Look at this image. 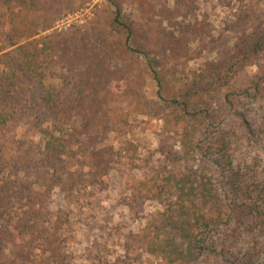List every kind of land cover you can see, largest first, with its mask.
Masks as SVG:
<instances>
[{"label": "trees", "instance_id": "16d2710c", "mask_svg": "<svg viewBox=\"0 0 264 264\" xmlns=\"http://www.w3.org/2000/svg\"><path fill=\"white\" fill-rule=\"evenodd\" d=\"M18 1L30 8L37 4L36 0ZM253 11V5H248L235 22L227 24V30L236 34L233 41L213 33L203 20L192 25L187 36L165 40L160 55L152 57L138 48L140 25L128 20L116 3L110 31L124 36L119 41L123 51L118 53L120 45L106 36L101 42L104 55L109 61L116 60L117 53L121 58L125 53L146 55L147 68L165 100L166 121L179 129L178 147L169 134H162L165 161L158 166L143 163L131 140L118 147L105 144L106 136L117 132L111 118L112 102L127 91L97 85L99 56L92 49L49 42L51 66L62 79L60 87L45 86L47 72L34 60L42 53L38 48L39 53L24 50L23 70L0 65V264H14L6 253L11 245L23 250L24 237L32 240L29 253L39 250L49 264H69L64 249L68 239L62 234L70 224L67 213L60 211L50 226L35 227L50 183L19 190L11 175L18 166L11 164L14 134L22 119L30 118L29 98L36 94L38 109L47 106L54 111L42 129L45 148L41 161L66 167V162L78 156L82 159L67 167V177L54 168L53 183L61 186L69 201L83 187H107L106 178L124 171L127 164L128 171L137 169L144 174L128 183L134 206L142 208L148 201L161 205L136 235L140 249L164 264H264V24L249 30ZM205 52L215 56L199 68L187 67L189 59L203 58ZM7 58L11 60L10 55ZM250 65L257 71L249 85H231ZM24 76L31 79V87L24 89L26 97L19 82ZM171 82L180 85V92L166 99L162 92ZM222 87L227 88L222 117L213 123L207 95ZM125 158L127 163H123ZM34 259L26 255L32 264Z\"/></svg>", "mask_w": 264, "mask_h": 264}, {"label": "rangeland", "instance_id": "374dc122", "mask_svg": "<svg viewBox=\"0 0 264 264\" xmlns=\"http://www.w3.org/2000/svg\"><path fill=\"white\" fill-rule=\"evenodd\" d=\"M36 7L24 6L18 0H0V65L21 69L24 50L39 53L34 60L47 72L45 86L48 84L61 86L59 73L51 66V55L48 53L49 42L80 45L99 56L97 60V79L99 87L113 85L119 92L127 94L112 102L111 118L117 132L105 138V144L118 147L125 141H133L138 146V157L148 166H158L165 161L161 151V136L165 132L170 135L172 144L178 147L179 129L173 122L166 121L162 106L165 100L158 94V86L147 68L144 54L127 55L121 58L123 45L119 41L124 36H114L110 31V22L115 15L116 3L122 7L128 20L140 25L138 31V48L152 57H158L165 40L185 37L190 33L192 25L207 20L213 33H222L233 41L235 33L227 30V24L237 20L245 7L253 5L249 30L257 24H264V0H36ZM243 13V12H242ZM109 37L118 43L119 51L116 60L104 55L103 37ZM123 39V40H122ZM196 43H191L195 49ZM25 47V48H22ZM45 47L47 49H45ZM85 51V50H84ZM8 55H10V59ZM204 57L189 59L188 68H199L202 63L215 55L205 52ZM85 58L88 55H85ZM93 60V57H92ZM10 64L12 66L10 67ZM257 71L250 65L242 69L233 79L231 85L244 87L249 85ZM20 76V75H19ZM22 92L30 86L31 79L21 78ZM178 82V81H177ZM171 82L162 94L166 99L178 96L180 85ZM24 84V85H23ZM226 87H222L207 95L211 103L210 121L217 123L222 117ZM45 95L44 92L41 93ZM40 94V95H41ZM30 118H23L16 128L15 140L12 142L13 159L11 164L18 166L12 172V180L19 190L30 185H38L48 181L50 187L40 210L37 212L38 224L50 226L60 211L67 213L70 224L62 231L67 237L64 249L67 251L69 264H164L160 258L149 254L136 244V235L142 231L147 219L159 209L153 201H148L142 208L134 206L130 198L128 183L143 177V171L125 170L107 177V187H83L75 192L72 200H68L61 186L53 183L57 167L67 177V167L74 166L82 159L78 156L66 167L61 163L46 164L41 161L45 140L42 129L46 127L54 113L49 107L38 109L39 95H31ZM35 105V109H33ZM164 115V116H162ZM37 121L38 123L34 122ZM105 135V134H103ZM86 135H84L85 137ZM103 139V138H102ZM128 155V154H127ZM139 160V161H140ZM123 163H127L125 158ZM40 166H43L40 168ZM19 169H23L19 171ZM55 174L52 177L49 174ZM39 176V177H38ZM44 176L46 179L44 180ZM41 186V185H40ZM46 187L43 188L45 191ZM22 192L18 193L21 197ZM36 235L38 233H35ZM24 249L9 246L7 258L14 264H29L26 255L34 257V264H49L47 257H40L41 252H30L31 238H23ZM21 252V253H20ZM11 258V259H10ZM32 264V262L30 263Z\"/></svg>", "mask_w": 264, "mask_h": 264}]
</instances>
